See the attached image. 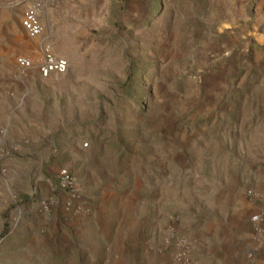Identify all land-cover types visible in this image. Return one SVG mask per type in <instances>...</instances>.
I'll return each instance as SVG.
<instances>
[{
	"label": "rangeland",
	"instance_id": "obj_1",
	"mask_svg": "<svg viewBox=\"0 0 264 264\" xmlns=\"http://www.w3.org/2000/svg\"><path fill=\"white\" fill-rule=\"evenodd\" d=\"M1 2L0 264H117L154 243L184 264L214 226L260 232L264 0ZM33 5L66 74H39Z\"/></svg>",
	"mask_w": 264,
	"mask_h": 264
},
{
	"label": "crops",
	"instance_id": "obj_2",
	"mask_svg": "<svg viewBox=\"0 0 264 264\" xmlns=\"http://www.w3.org/2000/svg\"><path fill=\"white\" fill-rule=\"evenodd\" d=\"M41 10L42 17L46 13V9L42 7ZM41 10H39V17ZM261 196L263 197L261 210H264L263 192ZM240 218H242L240 215L235 218L236 225L238 224L237 219L240 220ZM132 229V236H137L136 226H132ZM256 230L252 226H214L212 229L214 238L210 249H204L201 258L189 259L184 264H264V227L259 229L260 232ZM122 241V239H118L117 245L120 246ZM201 243L203 244V241ZM153 246L155 249L147 252H140L135 248L130 257L123 254L117 258L116 262L117 264H139L144 262L142 259L145 258L146 264H175L163 245L154 243ZM251 251L255 255L252 256ZM108 259L111 260L112 257H108Z\"/></svg>",
	"mask_w": 264,
	"mask_h": 264
},
{
	"label": "built area",
	"instance_id": "obj_3",
	"mask_svg": "<svg viewBox=\"0 0 264 264\" xmlns=\"http://www.w3.org/2000/svg\"><path fill=\"white\" fill-rule=\"evenodd\" d=\"M0 0V9L2 8ZM40 10L38 5H33L23 16L21 25L30 39H41V49L43 52V59L38 64L39 74L44 79L66 74L69 70L70 64L67 59L56 56L53 51L48 38L44 37V29L37 12ZM16 63L22 72L29 71L35 67V62L31 57L18 56ZM62 183L64 186L74 189L73 178L68 170L63 169L60 172ZM249 197H254L255 193L252 190L248 191ZM252 222L264 226V210L258 214H254L251 218Z\"/></svg>",
	"mask_w": 264,
	"mask_h": 264
},
{
	"label": "bare ground",
	"instance_id": "obj_4",
	"mask_svg": "<svg viewBox=\"0 0 264 264\" xmlns=\"http://www.w3.org/2000/svg\"><path fill=\"white\" fill-rule=\"evenodd\" d=\"M39 12V11H38ZM38 12H37V14H38ZM38 16H39V14H38ZM43 26V25H42Z\"/></svg>",
	"mask_w": 264,
	"mask_h": 264
}]
</instances>
